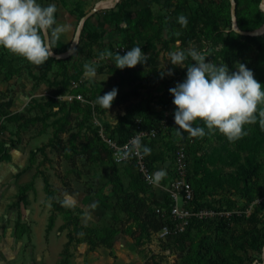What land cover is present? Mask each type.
I'll return each mask as SVG.
<instances>
[{"label": "rangeland", "instance_id": "obj_1", "mask_svg": "<svg viewBox=\"0 0 264 264\" xmlns=\"http://www.w3.org/2000/svg\"><path fill=\"white\" fill-rule=\"evenodd\" d=\"M98 1L49 0L57 6V24L67 28L53 47L67 51L79 30L72 54L61 61L37 67L0 47V264H44L38 252L48 243L51 257L59 249L55 264H73L71 255L83 249L97 251L107 260L101 264H264V130L258 122L246 125L248 135L235 142L218 131L178 135L176 126L145 143L153 173L166 171L158 184L142 180L131 162L115 163L93 130L96 118L112 135L124 136L135 118L159 116L173 100L169 88L186 76V68L168 62L170 51L207 50L206 61L225 63L230 72L243 63L264 90L263 2L234 0L232 13L231 0ZM233 22L259 34L240 37ZM137 45L149 56L143 64L121 70L111 59L100 60L106 49L115 55L118 47ZM86 63L99 65L93 79L84 75ZM168 68L173 75L161 78ZM114 87L110 109L95 103ZM67 92L86 101L72 103L63 98ZM178 143L197 199L227 210L254 202L249 215L197 221L177 239H156L153 208L166 198ZM124 192L139 197V206L121 209Z\"/></svg>", "mask_w": 264, "mask_h": 264}, {"label": "clouds", "instance_id": "obj_2", "mask_svg": "<svg viewBox=\"0 0 264 264\" xmlns=\"http://www.w3.org/2000/svg\"><path fill=\"white\" fill-rule=\"evenodd\" d=\"M56 12L54 3L45 6L37 0H0V47L37 67L44 65L53 55L55 41L67 30L65 25L57 24ZM178 22L186 27L187 17L179 16ZM209 55L207 50L195 47L167 54L172 66L186 68L183 81L168 90L175 105L177 134L186 132L193 138H203L218 131L229 142H235L248 135L246 125L258 122L264 130V90L254 78L253 71L238 63L235 66L237 70L230 72L225 63L206 61ZM148 58L139 45L131 47L123 55L117 51L114 55L107 49L100 53V60L111 59L121 70L143 64ZM98 67V64L86 63L84 75L93 79ZM165 74L173 75L172 68L161 71V78ZM117 94L118 89L114 87L97 96L95 103L108 110ZM196 121H202L204 127H194ZM135 150L142 151L143 155L151 154V149L141 144L139 136L132 140L123 155ZM165 175V170H158L153 173L152 182L158 184Z\"/></svg>", "mask_w": 264, "mask_h": 264}, {"label": "built area", "instance_id": "obj_3", "mask_svg": "<svg viewBox=\"0 0 264 264\" xmlns=\"http://www.w3.org/2000/svg\"><path fill=\"white\" fill-rule=\"evenodd\" d=\"M43 4H48L49 0H40ZM118 52L125 53L124 47L116 48ZM63 98L72 102L78 101L84 103L86 100L79 92H67ZM175 105L172 101L163 109L151 125H145L142 119L135 118L132 122L131 133L123 140L118 141L111 137L105 130L103 124L94 118L93 126L96 128L97 135L109 150L114 162H133L135 170L141 179L147 184L152 183L153 170L149 168L145 155L142 151L135 150L129 155H123L132 140L139 136L141 144L155 138L158 134H164L169 129L176 127L174 123ZM173 177L168 186L165 187L166 195L169 201L165 203L161 200L160 204L154 205V213L160 226L155 231L156 239L174 240L184 234L188 228L197 221H228L233 218H239L249 215L253 209L254 202H250L244 208L227 210L213 206L199 205L193 202V190L191 183L187 179L188 165L186 150L183 144L178 143L174 150V156L171 163Z\"/></svg>", "mask_w": 264, "mask_h": 264}, {"label": "trees", "instance_id": "obj_4", "mask_svg": "<svg viewBox=\"0 0 264 264\" xmlns=\"http://www.w3.org/2000/svg\"><path fill=\"white\" fill-rule=\"evenodd\" d=\"M252 1H254V2H258V0H252ZM235 33H237V34H239L238 32H236L235 30H233ZM238 36H240V37H245V35H243V34H239ZM246 37H248V38H254V36H252V37H250L249 35H247ZM61 51L60 50H58V49H56V48H54L53 49V53L54 54H59ZM58 60V61H61L62 60V58H56V57H54V56H51L50 58H49V60L48 61H46V63H49L50 61H52V60ZM72 103H79L80 104V102H78V101H72ZM87 110L89 111V107L87 106ZM160 115V114H159ZM159 117V116H158ZM157 117V118H158ZM157 118H155V119H153L152 121H150V122H145V121H143L142 120V122H143V124H145V125H151V124H153V123H155L156 122V119ZM105 128V127H104ZM93 130H94V132H95V134H96V136H97V138L99 139V141L101 142V144H102V146L104 147V149L107 151V153L109 154V156L111 157V154H110V152H109V150L105 147V145L102 143V141L100 140V138L98 137V135H97V131H96V128L95 127H93ZM105 130H106V128H105ZM131 130H132V125H131V128H130V130H129V132L126 134V135H124V136H120V135H118V136H114V135H112L108 130H106L108 133H109V135L111 136V137H113V138H115V139H117L118 141H121V140H123L125 137H127L130 133H131ZM160 135H163V134H158L157 136H160ZM156 136V137H157ZM152 140H154V138L153 139H151V140H149V141H144L143 142V146H146V144L145 143H149V142H151ZM145 158H146V155H145ZM112 159V158H111ZM147 161V160H146ZM116 163V162H115ZM122 163V162H121ZM132 164H133V162H131ZM147 163H148V161H147ZM133 166H134V164H133ZM148 166H149V168H150V165H149V163H148ZM134 169H135V166H134ZM151 169V168H150ZM136 171V170H135ZM136 173L138 174V172L136 171ZM139 175V174H138ZM140 176V175H139ZM187 179H188V181H189V178H188V174H187ZM46 182V181H45ZM190 182V181H189ZM191 183V182H190ZM191 186H192V183H191ZM192 190H193V187H192ZM163 201L165 202V203H167L168 201H169V197L166 195V198H164L163 199ZM139 202H140V198L139 197H137V196H135V195H133V194H131V193H129V192H124L123 193V195H122V203H121V209H125L126 211L128 210H130L131 208H134V207H137V206H139L138 204H139ZM193 202L194 203H196V204H199V205H205V206H211V205H209V204H205V203H203V202H200L198 199H197V197H196V194H195V192H194V190H193ZM160 204V203H159ZM157 205V204H156ZM120 207L119 206H116V208H119L120 209ZM115 208V207H114ZM114 208H111V209H109V208H107L106 207V212H109V213H111L112 212V210L114 209ZM115 208V209H116ZM154 215H155V213H154ZM105 219V218H104ZM105 221V220H104ZM208 221H214V220H208ZM155 224L157 225V227H156V229H158L159 228V226H160V222L158 221V219L156 218V216H155ZM195 224V223H194ZM194 224H192V225H194ZM192 225L188 228V229H190L191 227H192ZM188 231V230H187ZM187 231L184 233V234H186L187 233ZM184 234H182V235H184ZM181 235V236H182ZM180 236V237H181ZM179 238V237H178ZM177 239V238H176Z\"/></svg>", "mask_w": 264, "mask_h": 264}, {"label": "crops", "instance_id": "obj_5", "mask_svg": "<svg viewBox=\"0 0 264 264\" xmlns=\"http://www.w3.org/2000/svg\"><path fill=\"white\" fill-rule=\"evenodd\" d=\"M155 171V170H153ZM40 259L44 258L47 262V264H55V260H58L60 258V252L59 249L57 250V256L51 257V249H50V244L48 243V249L44 250V251H40L38 252ZM72 260H73V264H101L102 262H106L107 260L103 259L101 260L99 257V254L97 251H88L87 253L85 252V249H83L82 251H80L79 254H77L76 252L73 253L72 255Z\"/></svg>", "mask_w": 264, "mask_h": 264}, {"label": "water", "instance_id": "obj_6", "mask_svg": "<svg viewBox=\"0 0 264 264\" xmlns=\"http://www.w3.org/2000/svg\"><path fill=\"white\" fill-rule=\"evenodd\" d=\"M232 1V6H231V11L232 13L234 12V9H235V2L234 0H231ZM261 3L263 2V0H260ZM96 9V6H94L93 8H91L83 17H82V21L85 19L86 16L92 14L94 12V10ZM264 9V8H263ZM232 29L235 30L236 32H238L239 34H243V35H250V36H255V35H258L259 34V31L258 30H251V31H244V30H240L236 27L235 23L233 22L232 23ZM260 30H264V27L260 28ZM79 35V30L77 32V36L76 38H74V40L71 42L70 44V47L67 51L63 52V53H60V54H54L52 56L56 57V58H64V57H67L69 56L70 54H72L74 48H75V45H76V39Z\"/></svg>", "mask_w": 264, "mask_h": 264}, {"label": "bare ground", "instance_id": "obj_7", "mask_svg": "<svg viewBox=\"0 0 264 264\" xmlns=\"http://www.w3.org/2000/svg\"><path fill=\"white\" fill-rule=\"evenodd\" d=\"M113 1L115 0H100L98 1L97 5L98 6H110L113 3ZM263 6H264V0H263ZM262 27H264V25Z\"/></svg>", "mask_w": 264, "mask_h": 264}]
</instances>
